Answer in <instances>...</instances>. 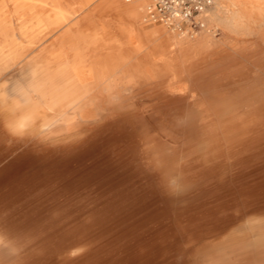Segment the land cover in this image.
Wrapping results in <instances>:
<instances>
[{
    "label": "rangeland",
    "instance_id": "obj_1",
    "mask_svg": "<svg viewBox=\"0 0 264 264\" xmlns=\"http://www.w3.org/2000/svg\"><path fill=\"white\" fill-rule=\"evenodd\" d=\"M103 1L71 21L78 24L75 36L89 22L123 24L120 6L137 0ZM108 8L119 15L102 19ZM144 18L142 29L161 26L184 37ZM204 19L221 38L223 28ZM255 19L243 33L193 56L186 87L194 110L175 93L141 92L128 101V113L87 121L70 139L9 136L0 113V264H114L121 252L162 246L151 264H264V141L226 146L233 132L228 109L243 107L264 121V17ZM1 23L18 27L10 19ZM206 29L185 37L200 42ZM52 41L0 69V98L17 95L32 64L56 50ZM206 110L208 119L201 120ZM204 210L219 213L207 220ZM200 227L209 230L204 238L187 236Z\"/></svg>",
    "mask_w": 264,
    "mask_h": 264
},
{
    "label": "bare ground",
    "instance_id": "obj_2",
    "mask_svg": "<svg viewBox=\"0 0 264 264\" xmlns=\"http://www.w3.org/2000/svg\"><path fill=\"white\" fill-rule=\"evenodd\" d=\"M11 1L13 7L9 5L10 0H0V20L10 19L18 27L11 29L10 25H3L0 21V69L23 61L51 36L56 48L50 57L32 64L28 69L29 76L18 85L15 97L0 98V113L7 134L12 137L59 134L70 139L87 121L100 122L128 113V101L141 92L155 96L175 93L188 111L194 110L195 102L186 87V67L193 56L208 50L211 43L217 44L228 34L243 33L256 23V15L264 17V0H216L204 15L208 21L223 28V35L216 37L215 30L208 27V35L200 42L191 43L186 35L178 39L161 26L141 31L137 22L144 18L145 0H137L135 8L129 10L131 23L90 24L80 36H75L73 29L78 24L69 22V12L42 10L26 16L22 11L24 0ZM58 30L61 32L56 35ZM142 51L144 56H135ZM139 79L161 81L162 85H130ZM194 112L199 113V110ZM202 112L201 120L208 119L207 110ZM226 116L231 117L233 123V132L226 139L227 147H251L264 141V121L257 118L258 115H250L243 107H234L228 109ZM217 213L218 210L207 211V220L216 218ZM183 225L186 224L183 222ZM207 231V227H200L196 229L197 234L193 232L187 236L197 240L204 238ZM165 247L141 254L133 250L121 252L113 263L151 264Z\"/></svg>",
    "mask_w": 264,
    "mask_h": 264
},
{
    "label": "built area",
    "instance_id": "obj_3",
    "mask_svg": "<svg viewBox=\"0 0 264 264\" xmlns=\"http://www.w3.org/2000/svg\"><path fill=\"white\" fill-rule=\"evenodd\" d=\"M215 2L216 0H146V19L194 37L207 28L203 15Z\"/></svg>",
    "mask_w": 264,
    "mask_h": 264
},
{
    "label": "crops",
    "instance_id": "obj_4",
    "mask_svg": "<svg viewBox=\"0 0 264 264\" xmlns=\"http://www.w3.org/2000/svg\"><path fill=\"white\" fill-rule=\"evenodd\" d=\"M100 1H102V0H24V2L22 3V11L26 13V11L28 10L30 12L28 14V16L31 15V12H38V11H42V10H46V11L56 10V11H60V12L67 11L70 13L69 22H71V21H74V19H76L77 17L85 15L90 9H92ZM117 2L123 3L122 0H104L103 1V3L105 5H109V6L112 5L113 3H117ZM134 3L130 2V3H126V5L125 4L123 6L121 5L119 9L122 10L121 11L122 15H121V13H120V15L116 14L115 10L110 11V9L108 8L107 10H103V12H101L100 17H102V19H104L108 15H112V17H114L113 14H116L117 16L119 15L120 17H122L125 20V22H127L126 24H129L132 22L131 18H129V13H130L131 9L135 8ZM100 9L101 8H99V10ZM96 14L97 13H95L93 15L96 17ZM140 23H141L140 21L137 22L139 27H140ZM90 24H93V23L89 22L88 25H90ZM154 28L155 27L142 29L140 27L141 31L151 30Z\"/></svg>",
    "mask_w": 264,
    "mask_h": 264
},
{
    "label": "snow or ice",
    "instance_id": "obj_5",
    "mask_svg": "<svg viewBox=\"0 0 264 264\" xmlns=\"http://www.w3.org/2000/svg\"><path fill=\"white\" fill-rule=\"evenodd\" d=\"M0 211H2V209H0Z\"/></svg>",
    "mask_w": 264,
    "mask_h": 264
}]
</instances>
